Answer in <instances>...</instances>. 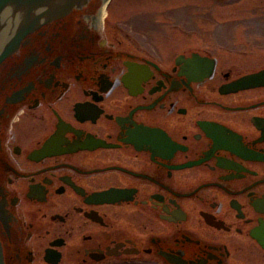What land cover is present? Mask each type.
<instances>
[{
    "label": "flooded vegetation",
    "instance_id": "1",
    "mask_svg": "<svg viewBox=\"0 0 264 264\" xmlns=\"http://www.w3.org/2000/svg\"><path fill=\"white\" fill-rule=\"evenodd\" d=\"M102 1L7 18L4 263L264 264V15L187 50L168 7Z\"/></svg>",
    "mask_w": 264,
    "mask_h": 264
},
{
    "label": "rangeland",
    "instance_id": "2",
    "mask_svg": "<svg viewBox=\"0 0 264 264\" xmlns=\"http://www.w3.org/2000/svg\"><path fill=\"white\" fill-rule=\"evenodd\" d=\"M120 4L114 2L112 15L114 16H134V15H154L150 10L168 7V15L172 17L169 24L172 32H180L186 29L187 50L201 49L204 44L211 43L215 39L205 36L199 25L208 26L210 24H199L198 16H247L264 15V0H119ZM165 15V13H162ZM204 33L206 31L204 30Z\"/></svg>",
    "mask_w": 264,
    "mask_h": 264
},
{
    "label": "water",
    "instance_id": "3",
    "mask_svg": "<svg viewBox=\"0 0 264 264\" xmlns=\"http://www.w3.org/2000/svg\"><path fill=\"white\" fill-rule=\"evenodd\" d=\"M59 1V0H58ZM86 0H61L63 5L61 7L62 11H68L75 5L80 4L81 2ZM120 4L119 0H114ZM113 2V4H114ZM59 3V2H58ZM107 0H103L99 10V17L101 18L105 14ZM57 4V0H0V45L3 43L5 37L7 36L8 24L11 20H7L10 16H14L17 14L26 13L28 10L37 9L41 6H55ZM113 4L111 7H113ZM8 49L5 50L0 55V60L7 54ZM0 264H5L3 260L2 249L0 245Z\"/></svg>",
    "mask_w": 264,
    "mask_h": 264
}]
</instances>
